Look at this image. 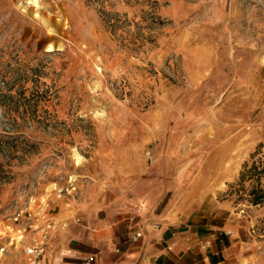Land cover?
I'll return each mask as SVG.
<instances>
[{"label":"rangeland","instance_id":"rangeland-1","mask_svg":"<svg viewBox=\"0 0 264 264\" xmlns=\"http://www.w3.org/2000/svg\"><path fill=\"white\" fill-rule=\"evenodd\" d=\"M176 154L264 264V0H0V264H32L57 201Z\"/></svg>","mask_w":264,"mask_h":264},{"label":"crops","instance_id":"crops-1","mask_svg":"<svg viewBox=\"0 0 264 264\" xmlns=\"http://www.w3.org/2000/svg\"><path fill=\"white\" fill-rule=\"evenodd\" d=\"M183 156L157 159L158 175L123 166V185L99 187L68 206L57 201L49 210L56 227L41 264H88L90 257V264L248 263L253 219L218 199L223 189L215 184L188 187L195 158ZM141 178L147 187H129Z\"/></svg>","mask_w":264,"mask_h":264},{"label":"built area","instance_id":"built-area-1","mask_svg":"<svg viewBox=\"0 0 264 264\" xmlns=\"http://www.w3.org/2000/svg\"><path fill=\"white\" fill-rule=\"evenodd\" d=\"M54 229L53 224L48 220L44 222L39 230V235L36 237L32 243L27 247L26 253L28 255L29 261L32 264H41L43 257L46 252L47 243L50 237V232ZM93 261V257L87 260L90 264Z\"/></svg>","mask_w":264,"mask_h":264},{"label":"trees","instance_id":"trees-1","mask_svg":"<svg viewBox=\"0 0 264 264\" xmlns=\"http://www.w3.org/2000/svg\"><path fill=\"white\" fill-rule=\"evenodd\" d=\"M251 172H254V175H260L264 177V165L263 167L260 169L258 166H253L250 170ZM250 195H251V202L253 203V205H259L264 203V188L260 187H253L250 191Z\"/></svg>","mask_w":264,"mask_h":264},{"label":"bare ground","instance_id":"bare-ground-1","mask_svg":"<svg viewBox=\"0 0 264 264\" xmlns=\"http://www.w3.org/2000/svg\"><path fill=\"white\" fill-rule=\"evenodd\" d=\"M37 3V2H36Z\"/></svg>","mask_w":264,"mask_h":264}]
</instances>
